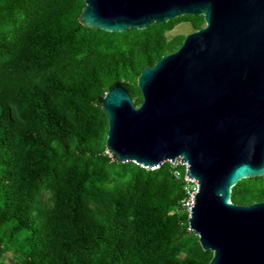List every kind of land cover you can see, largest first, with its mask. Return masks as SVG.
<instances>
[{"label": "trees", "instance_id": "obj_1", "mask_svg": "<svg viewBox=\"0 0 264 264\" xmlns=\"http://www.w3.org/2000/svg\"><path fill=\"white\" fill-rule=\"evenodd\" d=\"M83 0H0V264H207L188 229L184 167L111 159L99 97L175 50L182 15L122 32L78 21ZM174 170H179L177 177ZM264 175L231 201L264 200Z\"/></svg>", "mask_w": 264, "mask_h": 264}, {"label": "water", "instance_id": "obj_2", "mask_svg": "<svg viewBox=\"0 0 264 264\" xmlns=\"http://www.w3.org/2000/svg\"><path fill=\"white\" fill-rule=\"evenodd\" d=\"M78 21L122 32L182 15L204 24L137 76L141 101L116 80L99 97L111 159L155 167L180 157L198 190L188 229L207 264H264V200L231 201L264 175V0H83Z\"/></svg>", "mask_w": 264, "mask_h": 264}, {"label": "built area", "instance_id": "obj_3", "mask_svg": "<svg viewBox=\"0 0 264 264\" xmlns=\"http://www.w3.org/2000/svg\"><path fill=\"white\" fill-rule=\"evenodd\" d=\"M172 165H177V164H180L184 167V172H183V179L185 181V191H186V196L184 199H182L181 201V206L183 208H186V210L188 211V213L190 212V209L192 208V204H193V201H194V197H195V194L198 190V185H197V181L196 180H192L190 178H187L188 176L185 175L186 174V163H181L180 162V157H177L174 162L173 161H169ZM159 166V165H158ZM158 166H155V167H146V168H149V169H153V168H156ZM174 174L179 177L181 175L180 171L179 170H174Z\"/></svg>", "mask_w": 264, "mask_h": 264}, {"label": "rangeland", "instance_id": "obj_4", "mask_svg": "<svg viewBox=\"0 0 264 264\" xmlns=\"http://www.w3.org/2000/svg\"><path fill=\"white\" fill-rule=\"evenodd\" d=\"M193 27L189 22H179L176 24L170 31L166 33L167 37L170 38L174 35L182 34L185 35L191 31H193ZM262 182L264 184V178L262 179Z\"/></svg>", "mask_w": 264, "mask_h": 264}]
</instances>
